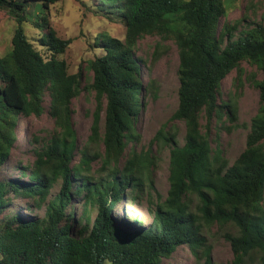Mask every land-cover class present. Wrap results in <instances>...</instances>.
<instances>
[{
	"label": "trees",
	"instance_id": "obj_1",
	"mask_svg": "<svg viewBox=\"0 0 264 264\" xmlns=\"http://www.w3.org/2000/svg\"><path fill=\"white\" fill-rule=\"evenodd\" d=\"M58 1L0 0L16 21L12 48L0 54V171L12 154L20 119L41 115L47 94L59 129L35 151L38 163L17 178L0 179V264H164L182 244L203 264H214L205 222L235 227L226 235L234 252L227 264H264V16L243 28L226 24L219 30L228 13L226 0H82L90 11L124 23L126 37L101 32L94 38L102 53L87 65L98 103L89 140L103 142L105 150L85 147L73 163L77 135L71 105L81 93L82 73H70L62 58L71 39L59 37L51 25L49 10ZM27 23L44 31L38 43L29 37ZM147 35L173 39L179 48V105L173 116L186 124L183 144L165 136L173 144L170 188L157 202L150 226L139 217L121 223L115 215L127 193L132 200L140 196L153 164L151 150L134 148L122 163L130 141L139 138L135 124L148 94L158 95L154 81L143 83L146 60L136 53L138 40ZM161 47L157 42L155 56ZM245 60L262 72L253 80L260 106L245 149L230 163L222 148H212L209 131L214 118L238 119L221 89ZM241 78L242 71L237 81ZM96 158L104 175L94 174ZM191 196L199 198V212L192 210ZM14 197L27 200L28 214L7 212Z\"/></svg>",
	"mask_w": 264,
	"mask_h": 264
},
{
	"label": "rangeland",
	"instance_id": "obj_2",
	"mask_svg": "<svg viewBox=\"0 0 264 264\" xmlns=\"http://www.w3.org/2000/svg\"><path fill=\"white\" fill-rule=\"evenodd\" d=\"M228 13L219 22V30L226 24H237L243 28L252 21H260L264 16V0H226ZM31 10L34 5L29 4ZM51 25L56 29L62 39H71V43L62 55L68 65L70 73L81 71V93L72 101V120L77 135V147L73 163L79 161L82 151L89 147L92 153L104 152L103 142H90L89 137L93 124L94 111L97 108L96 94L90 88L93 80V71L88 68V61L102 52L93 45L95 36L101 32H108L122 40L126 37V26L122 22L111 21L103 14H96L86 7L82 0H60L51 5L49 10ZM16 28V21L7 9L0 7V54H6L12 48V37ZM27 33L32 41L38 43L44 31L27 23ZM157 42L163 43L160 54L154 55ZM136 53L142 57L143 69L141 77L143 83L148 85L150 79L158 87V95L148 94L147 108L140 113L135 124L139 138L132 139L122 159L124 163L134 148L137 151L151 150L153 164L149 169L150 177H146L145 184L141 187L140 196L132 200L126 194L125 201H119L115 215L124 222L126 217H139L144 226L154 222L157 202L165 200L170 188V154L171 145L165 142V136L174 135L176 140L183 144L185 141L186 124L174 118V113L179 105L180 80L178 69L180 65L179 48L173 39L161 40L158 35H147L138 40ZM239 69H234L222 81V98L236 106L238 119L234 122L224 118H214L209 131V140L212 148L220 147L224 157L233 163L247 145V136L251 127V120L260 106L259 89L254 85V79H261L262 72L248 61H243ZM242 71L241 81L237 76ZM239 83V84H238ZM105 103V99H102ZM45 110L41 115L33 114L20 119L17 127L18 138L13 147L12 154L0 171V179L17 178L26 166L38 163L36 150L42 148L52 136L59 133L55 119L49 112L50 96L44 100ZM202 122L205 124L206 120ZM206 130V129H205ZM94 174L104 175L100 159L93 162ZM31 171V170H29ZM27 178V175L24 176ZM61 186L59 182L53 189L57 192ZM192 210L198 211L200 200L191 196ZM80 199H76L78 202ZM27 200L14 197L12 206L7 212H21L28 214ZM77 211L81 213V203H77ZM41 214L44 209L36 211ZM236 232L232 224H210L205 222L203 234L211 245V259L214 264H227L234 258V252L227 239V233ZM195 251L187 244H182L170 258H165L164 264H203ZM105 264H112L107 261Z\"/></svg>",
	"mask_w": 264,
	"mask_h": 264
}]
</instances>
